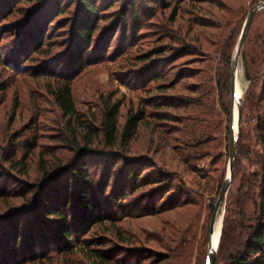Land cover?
Segmentation results:
<instances>
[{
	"label": "trees",
	"instance_id": "16d2710c",
	"mask_svg": "<svg viewBox=\"0 0 264 264\" xmlns=\"http://www.w3.org/2000/svg\"><path fill=\"white\" fill-rule=\"evenodd\" d=\"M27 1L31 0H0V58L4 55L2 42L6 38L4 27L7 26L4 23L13 15L15 6ZM118 1L71 0L69 7H74L73 16H71L74 41L73 46L69 48L71 49L69 57L66 59L67 69L70 67L72 70L71 76L66 77L64 81L60 80V83L48 90L64 118L71 119V121L68 120L64 130L63 141L67 142L73 154L66 162L53 170H44L43 176L34 182L35 190L27 207L9 208L0 213L2 215L0 219L3 221L0 246L5 252V257L0 264H44L47 256L52 255L50 253L53 252L58 253L59 256L64 255L67 264H75V257L80 253L90 264H173L174 259L179 255L183 240L179 245L176 243L174 247L168 246L169 248L161 250L153 248L154 251H149L143 258L130 263H120L108 251L100 248L111 240L105 238L106 236L88 238V235L98 226L106 225V233L110 236L126 239L116 223V217L121 211L120 201L126 199L129 194L136 193L138 186L144 183L143 171L146 170L149 162L147 158L142 157L145 154L133 155L132 151L139 129L148 119L152 118V121H155L151 123L152 131L158 138L167 142L166 146L169 142L168 133L172 132H168V125L165 123H171L179 125L177 131L181 133L184 143L189 145L191 157L208 155L207 149L215 139L214 133L219 124L223 123L218 120V116L220 117L222 112L225 115L227 113L228 117L231 114L230 70L241 29L230 33L225 45H218L214 49L212 47L216 44L202 37L204 30L201 27L206 24L200 18L203 14V6H198V2H210L216 5L218 11L212 16L219 22L214 20L209 25L219 27V23L224 21V16L220 13L228 9L230 0H146L159 1L166 7L173 5L170 20L174 23L191 6L198 8V11L193 14L195 17L189 20V30L181 36L180 40L183 44L181 43L180 48L168 54V57L175 55L174 61L188 55L193 57L196 55V57L184 60L181 68L175 74H171L169 70L163 68L164 65L169 66V63H166L167 56H161L167 53V48L158 47L152 53L143 54L141 60L148 61L150 64L153 63L151 61L155 56L166 58V60H159L160 62L155 66H145L140 69L139 76L143 78L146 75L144 82L147 80L154 83L153 88L158 91L157 96L146 97V102L140 101L137 107L131 106L127 110L123 124L120 122L121 108L124 105L121 100L117 102L106 100L100 119L96 115L86 118L77 108L71 80L89 65L107 57L112 47L110 37L118 31H124L123 35L120 34V41L122 45L127 44L129 33L135 36L133 25H138L141 20L138 0H127L124 6L127 8L126 12L113 29L100 38L101 23L109 14L107 11ZM39 6H43V9L35 13L32 22L27 21L26 26L24 20L19 19L13 22L15 31L30 34L28 36L24 34L20 38L17 51L21 50V52L11 58H16V61L9 63L10 56L6 60L12 69L20 68L18 60H22V65H25L27 61H34L35 58L31 57L35 53L44 51L47 21L54 19L51 22H55L56 18L66 11L64 0H52L48 4L43 1ZM36 8L30 10L26 18L33 14ZM261 13H264V8L259 10L255 17ZM254 20L243 47L246 75L251 80V85L243 99L242 123L231 182V185L236 184V189L230 192L228 197L222 238L215 264H264V22L252 32ZM128 28L129 32H127ZM188 39L192 40L190 44L186 42ZM215 55L222 56L217 63L218 66H213L218 59ZM11 64L17 65L11 66ZM2 73L0 71L1 77ZM5 88L7 87L0 84V91H3L0 98V110L5 101L3 98ZM216 106L219 107L220 114L217 113ZM169 109H177L178 112L174 116L173 112L168 111ZM247 132L253 133L251 140L253 142L244 144ZM152 140L155 141V136ZM36 147V141L33 144L26 143L21 157H18L17 150L12 148L7 154L2 153V155L11 167L26 175L30 167V157ZM250 151L253 156L252 161L257 168L246 170L241 162ZM178 156L183 162L182 169L168 160H162L159 167L161 170L159 169L157 178L153 180L159 183V188L164 190L162 195L172 193L175 180L185 186L183 180L171 175L172 168L185 171L191 165L189 156L183 153H178ZM120 161H122L121 166L116 168ZM47 166L49 163L44 162V168ZM120 170L124 177L120 182L121 185H118ZM173 173L176 172L173 171ZM1 181L4 182V178ZM1 189L2 187L0 198L8 202L13 196L10 193L16 188L2 190L4 192ZM17 189L20 190V188ZM21 189L24 190V188ZM105 203L109 206H118L117 215L111 214V209ZM177 203L180 204L171 210L192 204L187 196H183L182 199L180 196ZM15 209L18 211H13ZM152 210H158V207ZM213 211L214 205L211 209L212 216ZM16 212L19 213L15 214ZM211 223L212 218L205 235L208 242ZM166 225L164 223L161 229H164ZM190 229V227L185 228L182 233H188ZM102 239H106L107 242H103ZM207 260L208 252L203 264H207Z\"/></svg>",
	"mask_w": 264,
	"mask_h": 264
},
{
	"label": "rangeland",
	"instance_id": "374dc122",
	"mask_svg": "<svg viewBox=\"0 0 264 264\" xmlns=\"http://www.w3.org/2000/svg\"><path fill=\"white\" fill-rule=\"evenodd\" d=\"M43 1L48 4L52 0H31L15 6L13 15L4 23L7 27H4L6 38L2 42L4 55L0 58L2 61L0 62V71L3 72L2 77L0 76V84L7 88H5V96L3 97L5 101L0 110V188L2 187L1 191L16 189L10 193L13 196L10 197L8 202L0 198V213L9 208H25L33 196L34 182L43 176L44 170H53L61 163L66 162L73 154L67 142L63 141L65 137L64 130L68 120L71 121V119L64 118L62 111L55 103L53 95L48 90V88H53L62 80L64 81L66 77L71 76L72 70L70 67L68 69L66 67V59L69 57L68 54L71 50L69 48L73 46L72 42L74 41L71 18L74 7H69L71 0H64L66 11L62 16L56 18L55 22H51L54 19L47 21L45 27L46 45L44 51L38 54L35 53L31 57L35 58L34 61H27L25 65H22V60H18L20 66L18 70L10 68V65L6 63L9 56V63L16 61V58H11L16 53L21 52L17 49L20 45V38L25 34V32L15 31L14 20H24L26 26L27 21L32 22L33 15L43 9V6H39ZM260 1L264 0H230V5H227L229 6L228 9L220 13L221 16H224V21L219 23V27L218 25H209L214 20L219 22L217 18L214 19L212 16L213 13L218 11L216 5L214 6L210 2H198V6H203V14L200 15V18L206 24L201 27L204 30L202 37L210 43L216 44L212 47L214 49L218 45H225L226 38L230 33L239 29L242 32L249 10ZM126 2L127 0H119L107 11L109 14L101 23L102 34L100 38L113 29L120 17L126 12L127 8L124 7ZM137 4L140 7L139 18L141 20L138 25L133 23L135 25V27L133 25L135 36L133 37L129 33L128 43L122 45L120 34L123 35L124 31H118L110 37L112 38V47L108 51L107 57L100 62L89 65L82 73L71 80L77 108L82 116L86 118L96 115L100 119L106 100H112V102L121 100L124 105L121 108L120 122L123 124L127 110L131 106L137 107L140 101L146 102V97L157 96L158 91L154 90V83L147 80L144 82L147 78L146 75L143 78L139 76L140 69L145 66H155L160 62L159 60H166V58L155 56L154 60L151 61L153 63L150 64L148 61L141 60L143 54L152 53L158 47L167 48V53L161 56H167L168 61L166 63H169V66L164 65L163 68L169 70L171 74H175L181 68V63L184 60L196 57V55L195 57L188 55L174 61L173 57L175 55L168 57V54L181 47L183 42L180 40L181 36L189 30V20L195 17L193 14L198 11V8L191 6L174 23L170 20L173 5L166 7L159 1L146 0H138ZM34 8L36 10L33 14L26 18L29 11ZM254 21L252 32L259 24L264 22V13L258 14ZM127 32H129V28ZM28 34L30 33L25 35L28 36ZM186 42L190 44L192 40L188 39ZM29 44L27 41V45ZM235 49L236 46L234 51ZM215 56L218 59L215 60L213 66H218L217 63L220 62L222 56ZM16 65L11 64V66ZM25 72H27L26 75ZM239 80L244 92L241 94L243 101L251 85V80L246 75L243 48L239 60ZM150 90H152V93H150ZM2 93L3 91H0V98ZM215 109L220 114L219 107L216 106ZM168 111L173 112L174 116L178 112L177 109H169ZM218 120L223 121V123L219 124L217 131L214 133L215 139L207 149L208 155L205 154L202 157H191L189 145L184 143L183 138L180 136L181 133L177 131L179 125L165 123L168 125V132H172L171 134L168 133L169 142L166 146L167 142L165 140H161L154 135L151 123L155 121H152V118L142 124L139 135L134 141L132 154H145L142 157L147 158L149 162L146 170L143 171L144 183L140 187L138 186L136 193L129 194L126 199L120 201L119 205L122 207H119L121 211L118 215V206H109L105 203L111 209V214L118 216L116 217V223L126 239L110 236L106 233V225L98 226L88 235V238L106 236L105 238H108L111 242L108 241L100 248L108 251L120 263H130L143 258L149 251H154L153 248L161 250L162 248H169L168 246L174 247L176 243L179 245L180 241L183 240L182 248L179 249V255L174 259L173 264H203L204 257L209 250V242L205 235H207L212 218L211 209L213 205L215 206L219 196L218 193L223 178L228 173L230 160V133L228 127L230 126V117L227 116V113L225 115L222 112L221 116H218ZM171 126L173 128H170ZM154 136L155 141L152 140ZM252 139L253 133L247 132L244 144L252 143ZM35 141L37 147L30 157L28 174L23 175L18 169L11 167L2 153L7 154L12 148L16 149L18 157H21L24 152L23 146L26 143L33 144ZM186 147L187 149H185ZM178 153L189 156L188 160L191 165L185 171L178 169H182L181 166H183ZM247 157L241 162L244 168L246 170L257 168V165L252 161L251 151L247 154ZM162 160L174 163L178 168H172L171 175L180 178L185 183L184 186L175 180L170 195H162L164 190L159 188V183L153 181L154 178H157L159 169L161 170L159 167H161ZM44 162H48L49 166L44 168ZM121 162L118 163L116 168L121 166ZM173 171L176 173H173ZM118 175L117 184L121 185L120 182L124 174L120 170ZM3 178L4 182L1 181ZM186 187L188 188L186 189ZM17 188H20V190ZM21 188H24V190ZM235 189L236 184H232L218 217L223 216L225 218L228 197L230 192ZM1 194L0 192V197ZM180 196L181 199L183 196H187L192 204L171 210V208L180 204L177 203ZM156 207H158V210L153 211L152 209ZM13 211H18V209ZM17 213L19 212L15 214ZM2 222L0 219V232ZM164 223L167 225L164 229H161ZM189 227L191 229L188 233H182L185 228ZM102 241L107 242L106 239H102ZM75 243L77 245V241ZM50 254L52 255L47 256V259L43 262L44 264H67L64 255L59 256L56 252ZM4 257L5 252L0 246V261ZM75 260V264H90L81 253L75 257Z\"/></svg>",
	"mask_w": 264,
	"mask_h": 264
},
{
	"label": "water",
	"instance_id": "95a60500",
	"mask_svg": "<svg viewBox=\"0 0 264 264\" xmlns=\"http://www.w3.org/2000/svg\"><path fill=\"white\" fill-rule=\"evenodd\" d=\"M263 8H264V1H260L254 6H252V8L249 10L244 26H243V29H242V32L238 39L236 49L233 54V58H232L231 70H230L232 109H231V114H230V126H229L230 128L229 169H228V173L223 182L222 188L220 190L219 196L214 206L212 223H211V228H210V235H209V250H208L207 264L216 263L217 251H218V247H219V244L222 238V232H223V222H224L223 216H222V230H221V234H220V237H219V240L216 246H214L213 244V234H214L217 218L219 216L220 210L224 204L226 195L228 194V191L231 186L232 177L234 173V165H235L236 156H237L239 130H240V124L242 120V113H243L242 97L241 96L238 97L236 95V80H237V75H238L237 72L239 68V60L241 57L244 42L251 28L254 17L256 13ZM235 120H236V126H235Z\"/></svg>",
	"mask_w": 264,
	"mask_h": 264
},
{
	"label": "bare ground",
	"instance_id": "6f19581e",
	"mask_svg": "<svg viewBox=\"0 0 264 264\" xmlns=\"http://www.w3.org/2000/svg\"><path fill=\"white\" fill-rule=\"evenodd\" d=\"M237 73H238V75H237V80H236V95L239 97V96H241V94L243 92V88H242V85H241L240 80H239V68H238ZM235 108H236V106H235ZM235 126H236V120H235ZM221 230H222V217L220 216L217 218V221L215 224V230H214V234H213L214 246L217 245V242H218L220 234H221Z\"/></svg>",
	"mask_w": 264,
	"mask_h": 264
}]
</instances>
